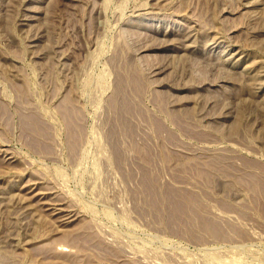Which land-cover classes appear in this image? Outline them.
<instances>
[{
    "label": "rangeland",
    "instance_id": "374dc122",
    "mask_svg": "<svg viewBox=\"0 0 264 264\" xmlns=\"http://www.w3.org/2000/svg\"><path fill=\"white\" fill-rule=\"evenodd\" d=\"M263 185L264 0H0V264H264Z\"/></svg>",
    "mask_w": 264,
    "mask_h": 264
},
{
    "label": "bare ground",
    "instance_id": "6f19581e",
    "mask_svg": "<svg viewBox=\"0 0 264 264\" xmlns=\"http://www.w3.org/2000/svg\"><path fill=\"white\" fill-rule=\"evenodd\" d=\"M25 130H26V129H25ZM26 131H27V130H26ZM147 180H148V179H147ZM147 180H146V181H147ZM147 183H148V182H147ZM148 185H149V184H148ZM148 185H147V186H148ZM149 186H150V185H149ZM263 186H264V185H263ZM174 193H175V192H174ZM170 195H171V194H170ZM171 196H173V194H172ZM178 196H179V195H178ZM173 197H174V196H173ZM175 197H176V196H175ZM176 198H178V197H176ZM168 199H169V198H168ZM174 199H175V198H174ZM189 199H190V198H189ZM172 200H173V199H172ZM176 200H178V199H176ZM178 201H179V200H178ZM171 202H172V201H171ZM171 202H170V200H168V203H171ZM173 202H174V200H173ZM176 202H177V201H176ZM177 203H179V202H177ZM171 205H172V204H171ZM179 207H180V206H179ZM178 211H180V210L178 209ZM172 212H173V211H172ZM182 215H183V214H182ZM171 216H172V215H171ZM204 224H205V223H204ZM207 226H208V224H207ZM206 228H208V227H206Z\"/></svg>",
    "mask_w": 264,
    "mask_h": 264
}]
</instances>
